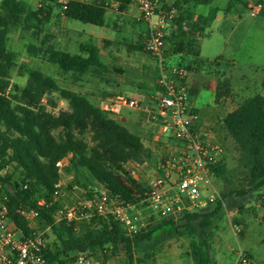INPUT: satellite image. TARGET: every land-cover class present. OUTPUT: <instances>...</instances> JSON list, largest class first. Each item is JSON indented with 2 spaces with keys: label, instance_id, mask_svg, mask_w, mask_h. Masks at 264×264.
<instances>
[{
  "label": "trees",
  "instance_id": "trees-1",
  "mask_svg": "<svg viewBox=\"0 0 264 264\" xmlns=\"http://www.w3.org/2000/svg\"><path fill=\"white\" fill-rule=\"evenodd\" d=\"M152 1L158 3L159 10L174 12L165 51L167 63L190 73H211V64L199 58L197 35L204 36L221 10L212 8L207 14H197L196 9L210 6L214 0H173L171 4L167 0ZM115 2L118 12L122 13L133 0H100L99 3L95 0L92 4L42 0L37 8L27 0H0V183L8 197L9 217L27 235V223L15 213L16 209L26 207L39 212L38 222L47 227L53 237L44 252L45 264H74L79 255L84 254H100L108 261L119 251L126 255L128 264H133L137 261L133 258L134 250L161 234L168 238H188L193 264H215L208 253L212 236L208 230L222 210L220 202L204 212L182 215L179 221L150 216L146 226L133 235L111 216H94L83 224L54 223L53 216L62 206L59 200H53L60 180L58 162L68 158L63 171L71 181L62 190H87L100 185L124 204L139 205L144 199V183L129 177L123 167L127 163L141 165L151 161L153 153L144 147L140 135L101 111L86 95L60 87L53 77L39 69L19 68V76H27L25 84L22 87L12 84L16 55L8 47L10 35L22 30L38 38L43 24L52 17L53 5L67 21L103 28L109 10L106 4ZM233 2L247 9V2L229 0L225 13L230 12ZM261 5L259 15L264 18V1ZM131 50L142 51V45ZM28 53L56 66L62 74L76 81L86 76L103 79L108 71L98 49L91 43L80 44L78 53L72 54L57 49L51 44V37L44 36L38 46L28 47ZM257 72L254 70L248 75L251 77L261 71ZM230 87L229 77L218 80L215 102L228 96ZM261 88L263 92L244 97L212 127L223 145L221 135L231 140L238 151L237 165L243 170L246 183L245 190L236 192L239 196L264 192V76ZM53 96L65 101L69 111L55 115L41 104L45 97L48 106L53 107ZM226 173L225 159L211 168L213 178L225 177ZM222 197L226 196L222 194ZM40 200L44 201L42 207L37 205ZM262 221L264 223V217ZM235 224L241 225L239 221Z\"/></svg>",
  "mask_w": 264,
  "mask_h": 264
},
{
  "label": "rangeland",
  "instance_id": "rangeland-1",
  "mask_svg": "<svg viewBox=\"0 0 264 264\" xmlns=\"http://www.w3.org/2000/svg\"><path fill=\"white\" fill-rule=\"evenodd\" d=\"M27 1L37 8L42 0ZM67 1L57 0L59 4ZM172 2L173 0H167L168 4ZM228 3L229 0H214L210 6L196 9L197 14H207L212 8L221 10L218 14L219 20H214L206 28L204 36L198 39L197 44L199 58L211 64V74L209 71H194L193 75L190 74L198 82L197 91L190 89L191 101L194 102L198 113H201V124L205 128H211L218 119L233 111L244 97L263 92L261 82L264 76V18L259 14L252 17L246 9L235 6V2L230 7V12L225 13L229 8ZM131 14L119 13L116 7H111L105 17L106 26L98 28L63 19L60 9L53 5L52 17L49 22L43 24L42 33L38 38L31 32L22 30H15L10 35L8 47L16 55V67L11 73V83L22 87L27 76H19V68H36L53 77L60 87L86 95L95 105H99L104 98L118 94L135 99L148 98L156 89L157 72L150 56L143 51L131 50L141 46L147 37L146 26ZM44 36L51 37V44L57 49L72 54L78 53L80 44L94 45L108 67V71L103 74L104 80L86 76L81 81H76L70 75L62 74L56 66L31 56L28 47L38 46ZM165 47L167 49L168 41ZM254 69L261 72L250 77L248 74H252ZM222 75L231 79L230 93L218 102H213L216 93L211 87L215 85L217 91L218 80L220 81ZM218 76L221 78L218 79ZM210 81H213L214 85H211ZM53 98V107L48 106L46 102L47 109L53 114L68 108L65 101L57 99L56 96ZM120 116L121 120H115L140 135L144 147L153 153V159L143 162L141 170L136 171L135 176V180L149 182L146 177L154 176L153 169L157 158L166 149L150 136L143 114L124 110ZM220 138L224 142L227 173L225 177H212L213 185L221 196L222 210L213 219L208 230L212 235L209 238L208 253L215 264H232L237 250L250 256L252 264H264V192L242 196L236 194L237 191L246 189L245 175L237 165L239 155L234 144L222 135ZM59 179L63 188L71 181L70 176L63 173ZM222 194L226 197L223 198ZM76 200L71 191L62 190L59 198L62 204L69 205ZM215 205L216 203L209 209ZM179 218L173 220L179 221ZM236 221L241 225L235 224ZM85 222L87 220L81 223ZM145 223H148V218ZM35 226L44 232L48 245L51 244L53 237L50 230L39 222H36ZM189 241L188 238H168L161 234L150 242L141 243L139 248L134 250L133 258L137 261L133 264H139V261L142 262L140 264H193L189 256ZM83 256L90 264H128L122 251L108 261H104L100 254Z\"/></svg>",
  "mask_w": 264,
  "mask_h": 264
},
{
  "label": "built area",
  "instance_id": "built-area-1",
  "mask_svg": "<svg viewBox=\"0 0 264 264\" xmlns=\"http://www.w3.org/2000/svg\"><path fill=\"white\" fill-rule=\"evenodd\" d=\"M68 1L92 4L95 0ZM99 1L96 0L97 3ZM261 1L264 0H248L247 10L252 17L260 13ZM133 4L138 11V21L147 29L142 51L153 59L157 90L146 99L123 94L109 96L101 100L98 107L113 119L119 118L124 110L140 112L145 116L150 136L166 150L157 158L154 176L146 177L149 182L142 181L145 192L139 205L124 204L100 185L87 190L74 188L71 193L76 202L62 204L53 216L55 224L61 221L81 223L94 216H111L129 235H133L146 226L145 221L150 216L176 219L222 203L212 182L211 168L225 158L224 145L212 127L205 128L201 124V113L193 107L189 84L191 73L185 68L169 65L165 56L174 12L159 10L158 3L152 0H133ZM106 6L108 9L117 8L118 3ZM46 102L44 97L41 104L46 106ZM60 111H69V107ZM67 162L68 158H65L56 164L59 177L64 174L63 168ZM141 165L127 163L123 169L135 179ZM119 174L124 177L122 172ZM62 186L59 180L53 193L54 201L61 197ZM37 205L42 207L44 201L40 200ZM15 213L27 223V235L9 217L8 197L0 183V264H45L44 252L48 248V241L44 232L35 226L39 212L18 207ZM74 264L90 262L82 255ZM232 264H252V261L237 250Z\"/></svg>",
  "mask_w": 264,
  "mask_h": 264
},
{
  "label": "crops",
  "instance_id": "crops-1",
  "mask_svg": "<svg viewBox=\"0 0 264 264\" xmlns=\"http://www.w3.org/2000/svg\"><path fill=\"white\" fill-rule=\"evenodd\" d=\"M246 2L248 3V1L246 0ZM247 10V9H246ZM248 11V10H247ZM122 13H126V14H131L137 21H138V11H137V9H136V6L132 3L131 5H129L128 6V9L126 10V11H124V12H122ZM257 17V16H256ZM215 20L217 21V20H219V15H217V17L215 18ZM139 22V21H138ZM200 38V36H199V34L197 35V39H199ZM149 56V55H148ZM254 70H256V69H254ZM192 73V75L194 74L193 72H191ZM209 74H211V73H209ZM192 75H191V77H190V79H189V84H190V86H191V89H193V91H197L196 89V83L198 84V82L196 81V79L194 78V77H192ZM211 82V85L213 84V81H210ZM214 85V84H213ZM215 86V85H214ZM214 86H212L211 87V89L216 93L217 91H216V88L214 87ZM209 87V86H208ZM154 92V91H153ZM213 102H215V99L213 100ZM193 107H194V109L195 110H197L196 108H195V106H194V102H193ZM208 111H210V110H208ZM207 111V112H208ZM121 118H122V116H120L119 117V119L121 120ZM214 125H215V123H214ZM213 125V126H214ZM212 126V127H213ZM126 127V126H125Z\"/></svg>",
  "mask_w": 264,
  "mask_h": 264
}]
</instances>
